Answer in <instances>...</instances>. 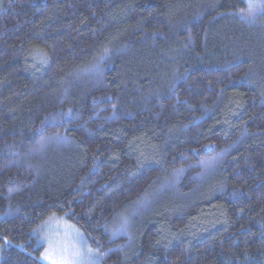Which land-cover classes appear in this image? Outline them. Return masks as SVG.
<instances>
[{
    "label": "trees",
    "instance_id": "16d2710c",
    "mask_svg": "<svg viewBox=\"0 0 264 264\" xmlns=\"http://www.w3.org/2000/svg\"><path fill=\"white\" fill-rule=\"evenodd\" d=\"M52 217L102 264H264V0H0V264Z\"/></svg>",
    "mask_w": 264,
    "mask_h": 264
},
{
    "label": "rangeland",
    "instance_id": "374dc122",
    "mask_svg": "<svg viewBox=\"0 0 264 264\" xmlns=\"http://www.w3.org/2000/svg\"><path fill=\"white\" fill-rule=\"evenodd\" d=\"M38 233L47 264H102L81 231L64 218H50Z\"/></svg>",
    "mask_w": 264,
    "mask_h": 264
}]
</instances>
